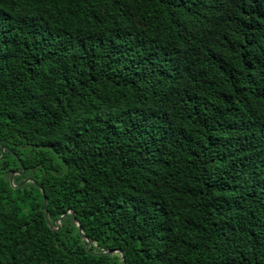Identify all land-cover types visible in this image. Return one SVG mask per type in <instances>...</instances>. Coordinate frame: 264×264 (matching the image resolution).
<instances>
[{
  "label": "trees",
  "instance_id": "1",
  "mask_svg": "<svg viewBox=\"0 0 264 264\" xmlns=\"http://www.w3.org/2000/svg\"><path fill=\"white\" fill-rule=\"evenodd\" d=\"M115 248L264 264V0H0V264Z\"/></svg>",
  "mask_w": 264,
  "mask_h": 264
},
{
  "label": "water",
  "instance_id": "2",
  "mask_svg": "<svg viewBox=\"0 0 264 264\" xmlns=\"http://www.w3.org/2000/svg\"><path fill=\"white\" fill-rule=\"evenodd\" d=\"M1 155H2V154H1ZM15 172H18V171H15ZM15 172H12L11 175H10V183H11L13 186H19V185H21L22 182L19 183V184H17V185H14V184L12 183L13 174H14ZM20 172L22 173L23 170H21ZM27 179H28V178H27ZM43 203H44V206H45V197H44V201H43ZM68 212H71L72 214H74L72 210L67 209L62 215H60V217H59L58 220H57V223H59V220L61 219V217H63L64 215H66ZM45 217H46V221H47L48 225H49V226H52L51 223H50V221H49V219H48V213H47V212H46ZM73 221H74V223L76 224V226L78 227V230H79V233H80L81 237H82L83 239H85V240L87 241V245H89V244H90V238H89L88 236H86V235L83 233V231H82V226H81V224L79 223V221L77 220V218H76L75 216H73ZM57 227H58V226H56V228H57ZM102 252H103V253H107V254H112V253H116V252H118V253L121 255V257H122V260H123V261H122V264H124V256H123L122 251H121L120 249H118V248H115V249H107V250H103Z\"/></svg>",
  "mask_w": 264,
  "mask_h": 264
}]
</instances>
